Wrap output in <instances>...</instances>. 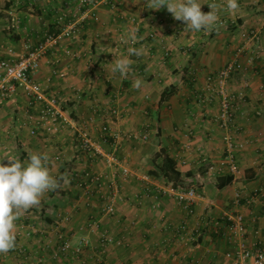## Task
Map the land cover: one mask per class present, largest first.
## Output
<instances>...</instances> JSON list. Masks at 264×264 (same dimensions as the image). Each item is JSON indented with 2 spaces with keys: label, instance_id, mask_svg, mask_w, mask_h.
<instances>
[{
  "label": "crops",
  "instance_id": "0c3cea01",
  "mask_svg": "<svg viewBox=\"0 0 264 264\" xmlns=\"http://www.w3.org/2000/svg\"><path fill=\"white\" fill-rule=\"evenodd\" d=\"M86 1L95 5V16L83 20L80 0H0V61L20 58L25 45H36L54 32L61 12L69 14L82 21L76 39L44 57L34 80L59 99L74 120L92 118L95 138L102 125L123 134L146 133L148 138H125L118 165L111 167L81 154L69 129L31 135L36 112L24 96L1 102L0 159L11 156L26 162L34 152L46 154L50 173L67 182L60 179L59 187L45 193L38 205L21 210L13 232L16 245L0 253V264H38V259L42 264H220L232 248L220 219L232 210L237 191L248 199L261 191L256 202L238 210L246 217L248 239L264 240V116L255 114L264 112V61L247 77L246 103L237 111L243 143L237 154L239 172L226 186L219 187L231 176L225 166L219 167L224 146L223 133L212 121L217 106L202 107L194 99L204 78L228 63L248 31L260 33L264 57V0H237L235 10L227 7L228 0H197L205 14L211 11L208 4H216V21L200 31L174 19L167 7L153 10L147 0H111L114 9L105 0ZM12 17L19 21L18 30L10 29ZM132 19L140 22L137 34ZM120 36L135 37V46L117 45ZM68 48L76 57L65 54ZM124 57L130 69L121 75L110 63ZM239 82L234 80V86ZM113 109L118 112L115 118L109 114ZM208 164L219 172L209 173ZM123 169L129 171L127 176ZM75 171L100 175L101 191L87 195L72 179ZM145 175L149 184L141 180ZM172 185L196 189L202 200L193 214L187 215L164 192ZM109 186L118 189L112 215L103 211L114 194ZM91 219L97 223L93 228ZM29 226L34 231L27 236ZM182 226L187 230L179 241ZM81 239L88 244L76 256L73 249ZM65 240L72 248L62 254Z\"/></svg>",
  "mask_w": 264,
  "mask_h": 264
},
{
  "label": "built area",
  "instance_id": "2783aa9c",
  "mask_svg": "<svg viewBox=\"0 0 264 264\" xmlns=\"http://www.w3.org/2000/svg\"><path fill=\"white\" fill-rule=\"evenodd\" d=\"M112 9L115 8L111 0H105ZM80 5L84 9L82 18H92L95 16V5L88 3L86 0H80ZM215 12L216 10L213 9ZM72 17L61 12L56 19L54 32L46 33L36 45H25L24 54L18 59H3L0 61V103L16 99L20 95L28 99L29 107L35 110L36 118L33 119L36 127L31 131L35 135L42 131L46 135H51L55 130L69 129L74 133V139L77 148L81 154L88 155L92 158L103 159L108 166L115 167L118 165V151L122 141L127 138L133 141H146L147 134L135 132L123 134L113 130L107 125L100 126L99 137L93 136L91 125L94 120L91 118L87 122H78L62 109L59 99L50 95L43 90L34 80V74L38 70L40 62L49 53L54 52L63 42L71 43L76 39V33L79 24L82 21H75ZM132 31L137 34L139 24L137 20L132 19ZM10 29L18 30L19 21L13 17L10 19ZM136 44V38L131 39L120 36L117 45L133 48ZM65 54L68 57H76V53L71 49H66ZM79 57V56H78ZM264 61L263 50L261 46V37L258 31L250 30L244 35V39L238 45L231 59L218 71L208 74L203 83L195 90V103L199 106H217V112L212 121L218 129L222 131L223 153L220 168L224 167L228 174L234 178L238 175L239 166L237 154L243 148V143L238 139L241 133V127L237 124V111L240 105L246 103L247 91L249 89L248 75L254 71L256 65ZM192 75H195L193 72ZM234 80H240L238 87H235ZM114 118L118 116L117 110L113 109L110 113ZM257 117H263L262 110L256 111ZM192 133L189 131L188 135ZM59 161L60 157H55ZM202 162H207L203 159ZM208 172L215 173L217 169L213 164H208ZM219 172V170H217ZM123 175L127 176L129 171L122 170ZM75 179H74V178ZM72 179L78 181L87 195L99 193L103 187L101 176L90 171L73 172ZM141 180L147 184L150 183L148 176H142ZM114 190L113 196H109L107 204L103 211L105 214L112 215L113 197L117 192L116 187L109 186ZM173 199L180 208L187 213L193 214L196 203L201 199L194 187L181 189L176 186H168L164 191ZM260 195H253L249 199L243 197L241 192H235L232 200V210L222 215L220 223L225 225L227 230L226 239L231 245V249L224 254V261L220 264H264V240L250 241L247 234L246 217L238 209L242 206H251L256 202ZM65 221L68 219L64 218ZM96 221H89L90 228L96 226ZM219 223H213V230L217 233ZM185 226L179 229V241H182L181 234L185 232ZM33 228L29 226L26 235L30 236ZM105 242H110L106 240ZM197 242V240H196ZM88 242L81 239L73 249V253L79 256ZM69 240L62 242L60 251L67 254L71 250ZM24 253V249L20 248ZM57 257V254L54 255ZM38 264L42 260L38 259ZM213 264H217L215 261Z\"/></svg>",
  "mask_w": 264,
  "mask_h": 264
},
{
  "label": "clouds",
  "instance_id": "9594fccd",
  "mask_svg": "<svg viewBox=\"0 0 264 264\" xmlns=\"http://www.w3.org/2000/svg\"><path fill=\"white\" fill-rule=\"evenodd\" d=\"M153 10L167 7L174 19L186 23L192 31L207 30L216 21L213 11L216 4L210 3V13L201 11L202 4L197 0H186L182 3H172L171 0H147ZM227 7L235 10L239 7L237 0H228ZM134 55H139L138 50L129 49ZM113 69L121 75L130 69V60L127 57L114 59ZM139 86V81H137ZM48 156L43 153H32L26 162L11 156L0 159V253H7L16 245L13 232L16 221L20 218L21 210L30 209L40 203L41 197L59 187L60 179L54 177L47 166ZM7 160V164L4 161Z\"/></svg>",
  "mask_w": 264,
  "mask_h": 264
},
{
  "label": "trees",
  "instance_id": "16d2710c",
  "mask_svg": "<svg viewBox=\"0 0 264 264\" xmlns=\"http://www.w3.org/2000/svg\"><path fill=\"white\" fill-rule=\"evenodd\" d=\"M231 181H232V177H227V179H226L224 185H219V187L226 186V185L230 184Z\"/></svg>",
  "mask_w": 264,
  "mask_h": 264
},
{
  "label": "rangeland",
  "instance_id": "374dc122",
  "mask_svg": "<svg viewBox=\"0 0 264 264\" xmlns=\"http://www.w3.org/2000/svg\"><path fill=\"white\" fill-rule=\"evenodd\" d=\"M75 172H77V171H75ZM77 173L80 174V172H77ZM73 178H74V177H73ZM74 179H75V178H74ZM75 183H76L79 187H81L78 181L75 180ZM32 233H33V232H32Z\"/></svg>",
  "mask_w": 264,
  "mask_h": 264
}]
</instances>
